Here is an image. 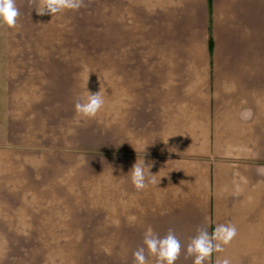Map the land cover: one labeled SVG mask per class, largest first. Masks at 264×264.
I'll use <instances>...</instances> for the list:
<instances>
[{
  "label": "crops",
  "instance_id": "crops-1",
  "mask_svg": "<svg viewBox=\"0 0 264 264\" xmlns=\"http://www.w3.org/2000/svg\"><path fill=\"white\" fill-rule=\"evenodd\" d=\"M28 1L47 2L0 0V28ZM101 11L117 47L100 52V148L122 154L101 156L99 176L80 164L56 177L62 124L89 131L92 102L60 53L26 64L3 53L0 201L39 172L47 203L100 205L117 264H264V0H101Z\"/></svg>",
  "mask_w": 264,
  "mask_h": 264
},
{
  "label": "rangeland",
  "instance_id": "rangeland-1",
  "mask_svg": "<svg viewBox=\"0 0 264 264\" xmlns=\"http://www.w3.org/2000/svg\"><path fill=\"white\" fill-rule=\"evenodd\" d=\"M49 1L39 8L28 1L26 4H30V11L13 13L20 18L14 19V26L0 28V56L11 53L14 55L12 62H17L15 58H19L18 63L26 64L31 62L29 58L32 56L48 57L60 53L62 63L73 62L72 68L76 69L71 71V76L82 84L76 90L77 99L91 101L93 105L91 128L89 131L77 128V125H81L78 117L75 123L71 117V123L62 124L60 148L70 158L62 155L61 158L68 161L58 160L54 163L58 165L56 177L69 176L70 170L81 164L80 168L86 171L77 172L82 178L89 179L92 175L99 176L101 156L122 154V150L100 148V113L102 101L106 99L101 93L104 74L100 52L116 51L117 45L104 43L102 39L104 13L101 11V0ZM55 1L62 4L58 5ZM110 15L115 16V12ZM4 37L9 41L3 42L7 39ZM23 69V75H27L29 71L26 67ZM62 73L69 75V71ZM84 84L89 93L82 87ZM79 110L83 111L84 108ZM72 131L79 137L68 139L66 136L72 135ZM0 140L5 142L4 139ZM51 147H55L54 151L57 152L56 143ZM87 157L89 159L83 163L82 159ZM43 162L48 164V159ZM33 174L29 176L31 179L16 181L17 184L23 183V187L14 188L13 193L0 201V264H117L115 237L101 235L100 205L47 203L55 199L54 190L40 188L42 181L44 185L48 183L40 179L39 172ZM0 175L4 176L1 183L9 186V174L2 172ZM91 186V199L95 193L98 199L99 183L97 189L94 184ZM43 198L44 203H35ZM107 225L111 226L108 222Z\"/></svg>",
  "mask_w": 264,
  "mask_h": 264
}]
</instances>
